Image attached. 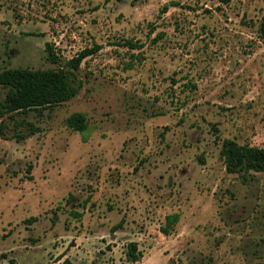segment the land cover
<instances>
[{"label":"rangeland","instance_id":"rangeland-1","mask_svg":"<svg viewBox=\"0 0 264 264\" xmlns=\"http://www.w3.org/2000/svg\"><path fill=\"white\" fill-rule=\"evenodd\" d=\"M263 17L264 0H0V74L90 53L74 99L0 120V264H133L130 243L134 264H264V173L222 154L264 149Z\"/></svg>","mask_w":264,"mask_h":264},{"label":"trees","instance_id":"trees-1","mask_svg":"<svg viewBox=\"0 0 264 264\" xmlns=\"http://www.w3.org/2000/svg\"><path fill=\"white\" fill-rule=\"evenodd\" d=\"M229 4L230 0H216ZM260 37L264 40V17L260 25ZM132 45V43H129ZM135 46V45H132ZM49 47V46H48ZM89 51L82 52L78 57L67 63V68L59 70H31L26 68L8 69L0 74V86L7 89L4 102L0 103V120L6 115L27 114L31 110L54 109L58 105L74 99L82 88L75 71L83 60L89 56ZM50 59L57 63L59 59L52 52ZM68 125L76 132L85 133L88 130L87 116L84 113H74L68 118ZM36 130L32 131V134ZM0 135H4L2 123ZM222 154L225 158L226 170L229 174H247L249 172L264 173V149L241 146L235 141L227 140L223 144ZM180 214L169 215L161 232L168 236L175 224L180 220ZM122 223L115 226L118 231ZM141 252L137 243L128 245L127 260L137 263ZM107 264V263H106Z\"/></svg>","mask_w":264,"mask_h":264}]
</instances>
